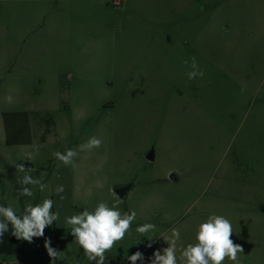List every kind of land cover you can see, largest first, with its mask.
Masks as SVG:
<instances>
[{
    "label": "rangeland",
    "instance_id": "1",
    "mask_svg": "<svg viewBox=\"0 0 264 264\" xmlns=\"http://www.w3.org/2000/svg\"><path fill=\"white\" fill-rule=\"evenodd\" d=\"M193 58L204 75L189 80ZM23 111L32 143L10 145L4 113ZM92 137L103 143L75 169L54 158ZM15 164L47 189L18 201ZM45 198L59 220L32 243L12 235L0 264H53L46 239L54 264H94L64 218L100 201L137 213L106 263L140 251L136 264H151L172 228L179 260L218 214L241 264H264V0H0V204L22 215ZM144 223L156 225L151 241L135 232Z\"/></svg>",
    "mask_w": 264,
    "mask_h": 264
},
{
    "label": "clouds",
    "instance_id": "2",
    "mask_svg": "<svg viewBox=\"0 0 264 264\" xmlns=\"http://www.w3.org/2000/svg\"><path fill=\"white\" fill-rule=\"evenodd\" d=\"M187 65L188 61H184ZM191 70L187 76L189 80L202 78L203 70L193 58ZM7 101L12 102V97L8 96ZM102 140L96 137L90 138L86 143L78 146L77 149H66L64 152H54L53 156L64 166L75 169L78 167L76 158L80 152L91 151L99 148ZM38 154V149L36 150ZM33 153H28L27 161H32ZM24 161V160H23ZM16 171L26 173L21 176L17 183V199L21 197H33V188L38 187L40 192H44L48 185L39 177L27 174L30 170L24 164H15ZM55 194L63 201L66 197L62 195L65 188L57 185ZM55 201L45 198L40 203H27L23 208V214H17L16 208L11 205L0 204V238L9 231L18 240L33 242V238L44 236L45 229L53 225L60 218L58 211L54 210ZM137 218L135 211L121 212L118 208L110 206L106 201L98 202L92 210L84 208L78 214L66 216L65 225L70 229V234L75 242L83 250L84 256L94 264H106L109 253L117 250L118 245L127 237L133 227V222ZM135 232L141 237H147L150 241L156 237V225L144 223L135 228ZM235 232L231 221L223 215L211 214L204 222L198 225L196 232V243H189L180 250V257H177V244L180 241V231L177 228L170 230V235L164 239L168 246L153 253L151 264H241L240 254L243 253L241 245L234 243L231 238ZM140 242V240H139ZM138 242V243H139ZM151 247V243L148 245ZM44 247L53 264L60 255V252L51 247L50 239H46ZM131 264L137 261L143 262L144 256L140 251H136L127 257Z\"/></svg>",
    "mask_w": 264,
    "mask_h": 264
},
{
    "label": "trees",
    "instance_id": "3",
    "mask_svg": "<svg viewBox=\"0 0 264 264\" xmlns=\"http://www.w3.org/2000/svg\"><path fill=\"white\" fill-rule=\"evenodd\" d=\"M6 129V140L10 145H23L32 143V130L29 114L23 112L4 113ZM15 252V245L12 241L11 229L0 238V256L11 255ZM106 264H126L121 259H114Z\"/></svg>",
    "mask_w": 264,
    "mask_h": 264
},
{
    "label": "water",
    "instance_id": "4",
    "mask_svg": "<svg viewBox=\"0 0 264 264\" xmlns=\"http://www.w3.org/2000/svg\"><path fill=\"white\" fill-rule=\"evenodd\" d=\"M129 190H130L129 187H121V188H118L116 192L121 198H125Z\"/></svg>",
    "mask_w": 264,
    "mask_h": 264
},
{
    "label": "flooded vegetation",
    "instance_id": "5",
    "mask_svg": "<svg viewBox=\"0 0 264 264\" xmlns=\"http://www.w3.org/2000/svg\"><path fill=\"white\" fill-rule=\"evenodd\" d=\"M151 159H153V156L151 157ZM122 187H129L130 188V190L128 191V193L132 190V188H133V185L132 184H129V185H127V186H122ZM121 188V187H120ZM128 193H127V195H128Z\"/></svg>",
    "mask_w": 264,
    "mask_h": 264
},
{
    "label": "crops",
    "instance_id": "6",
    "mask_svg": "<svg viewBox=\"0 0 264 264\" xmlns=\"http://www.w3.org/2000/svg\"><path fill=\"white\" fill-rule=\"evenodd\" d=\"M14 264V263H13Z\"/></svg>",
    "mask_w": 264,
    "mask_h": 264
}]
</instances>
